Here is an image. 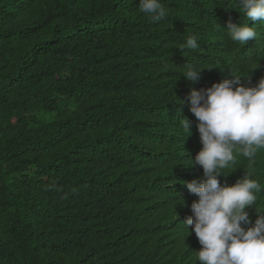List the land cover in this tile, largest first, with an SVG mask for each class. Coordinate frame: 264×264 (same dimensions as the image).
Masks as SVG:
<instances>
[{
    "label": "trees",
    "instance_id": "trees-1",
    "mask_svg": "<svg viewBox=\"0 0 264 264\" xmlns=\"http://www.w3.org/2000/svg\"><path fill=\"white\" fill-rule=\"evenodd\" d=\"M161 3L153 23L139 0H0V264H199L185 221L201 144L182 103L232 74L254 86L264 37L230 40L237 0ZM189 35L199 48L181 50ZM243 168L237 154L221 183ZM251 171L262 208L264 162Z\"/></svg>",
    "mask_w": 264,
    "mask_h": 264
},
{
    "label": "clouds",
    "instance_id": "clouds-1",
    "mask_svg": "<svg viewBox=\"0 0 264 264\" xmlns=\"http://www.w3.org/2000/svg\"><path fill=\"white\" fill-rule=\"evenodd\" d=\"M237 3L244 22L229 20L223 29L233 43L244 46L250 39L264 37L256 27L264 24V0ZM139 11L153 23L168 17L161 0H139ZM198 48L196 35L180 45L181 50ZM203 69L187 63L180 74L195 83ZM232 76L202 90L192 88L182 103L196 118L201 144L189 165L201 167L203 178L186 182L198 200L191 204L193 215L185 221L201 245L195 251L199 264H264V204L262 208L257 204L261 184L251 171L252 164L264 162V77L254 86H245L241 75ZM183 126L191 135L187 119ZM237 154L249 161V169L243 168L244 175L234 184H222L220 179L233 172L224 170L235 164Z\"/></svg>",
    "mask_w": 264,
    "mask_h": 264
}]
</instances>
